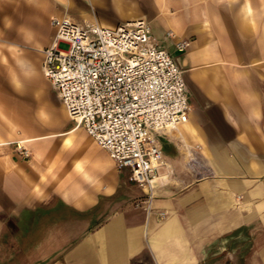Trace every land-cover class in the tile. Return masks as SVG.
Listing matches in <instances>:
<instances>
[{
  "label": "crops",
  "instance_id": "crops-1",
  "mask_svg": "<svg viewBox=\"0 0 264 264\" xmlns=\"http://www.w3.org/2000/svg\"><path fill=\"white\" fill-rule=\"evenodd\" d=\"M64 17L145 20L182 73L149 208L43 74ZM0 264H264V0H0Z\"/></svg>",
  "mask_w": 264,
  "mask_h": 264
},
{
  "label": "built area",
  "instance_id": "built-area-1",
  "mask_svg": "<svg viewBox=\"0 0 264 264\" xmlns=\"http://www.w3.org/2000/svg\"><path fill=\"white\" fill-rule=\"evenodd\" d=\"M51 24L55 33L43 50V74L69 117L83 126L119 170L130 169L132 180L145 190L149 208L164 165L156 134L188 118L180 69L145 20L114 28L66 17L53 18ZM187 46V40L175 43L178 51ZM16 146L28 156L22 145ZM189 165L199 177L211 175L193 157Z\"/></svg>",
  "mask_w": 264,
  "mask_h": 264
}]
</instances>
